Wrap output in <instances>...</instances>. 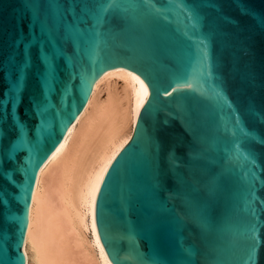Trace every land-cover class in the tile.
Here are the masks:
<instances>
[{
	"label": "water",
	"instance_id": "1",
	"mask_svg": "<svg viewBox=\"0 0 264 264\" xmlns=\"http://www.w3.org/2000/svg\"><path fill=\"white\" fill-rule=\"evenodd\" d=\"M111 69L137 94L93 203L108 261L264 264V0H0V264Z\"/></svg>",
	"mask_w": 264,
	"mask_h": 264
},
{
	"label": "bare ground",
	"instance_id": "2",
	"mask_svg": "<svg viewBox=\"0 0 264 264\" xmlns=\"http://www.w3.org/2000/svg\"><path fill=\"white\" fill-rule=\"evenodd\" d=\"M137 84L125 69L95 83L88 103L38 173L23 251L26 264H111L93 225L104 173L129 142Z\"/></svg>",
	"mask_w": 264,
	"mask_h": 264
},
{
	"label": "snow or ice",
	"instance_id": "3",
	"mask_svg": "<svg viewBox=\"0 0 264 264\" xmlns=\"http://www.w3.org/2000/svg\"><path fill=\"white\" fill-rule=\"evenodd\" d=\"M201 43H203V42L201 41ZM178 83H179V82H178ZM183 83L186 84V85H188L189 87L192 86V85H191V82L188 81V80H184Z\"/></svg>",
	"mask_w": 264,
	"mask_h": 264
}]
</instances>
